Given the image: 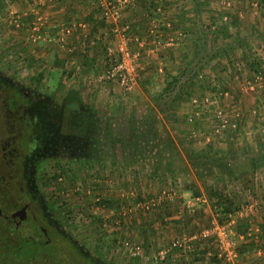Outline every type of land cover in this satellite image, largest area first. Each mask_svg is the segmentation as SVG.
I'll list each match as a JSON object with an SVG mask.
<instances>
[{
	"label": "rangeland",
	"instance_id": "374dc122",
	"mask_svg": "<svg viewBox=\"0 0 264 264\" xmlns=\"http://www.w3.org/2000/svg\"><path fill=\"white\" fill-rule=\"evenodd\" d=\"M89 1L96 7L94 0ZM137 1L144 4L148 0ZM62 2L16 0L3 21L2 40L11 55L27 70L43 73L49 80H62L86 87L101 101L111 105L122 102L138 104L166 87L173 77L179 78L178 87L184 91L188 89L180 108L194 146L204 150L213 144V151L218 152L217 157L220 158L224 156L227 143L234 141L239 152L236 154L237 160L231 159L238 175L224 180L217 178L219 174L215 172L217 166L214 164L205 176H184L178 183L173 178H163L161 181L147 174L127 173L78 176L72 181L63 182L69 191V198L86 207L87 211L82 212L81 219L92 235L110 242L122 257L150 264L146 257L158 255L162 249L171 247L173 242L209 226L214 216L211 189L227 190L238 205L257 202L253 213L239 220L238 225L258 224L254 220L260 222L264 210V166L253 171L249 160L259 153V144L264 142V0H156L152 10L160 8L164 18L155 16V24L150 27L156 31L160 26L159 32L166 38L156 41L170 45L159 51L158 55H145L142 58L138 89L133 94L102 79L108 73L106 48L113 42L110 28L105 33V42L95 44L89 54L83 47L86 36L94 32L97 35L104 29L97 28L99 23L86 22L85 17L89 15H85V12H92L91 3L76 6L83 13L75 20L76 28L81 24L82 31L73 35L72 31L68 33L67 26L74 18L70 15L68 21L63 19ZM142 7L141 4L139 9ZM144 11L151 14L149 9ZM68 13H71L70 10ZM144 17L145 14H142L139 17L141 21L138 20L142 22L144 31L139 27L136 34L142 35L149 29L151 22L143 20ZM128 22L123 17V23ZM55 23L66 25L65 29L49 36ZM142 36L150 37L148 34ZM87 55L95 62L88 70L84 57ZM252 62H259L261 66L263 77L260 81H257L258 76L252 70ZM217 111H223L237 123L238 132L226 130L223 135H215L212 128ZM195 190L208 198L209 202L203 204L200 210L190 213L183 207L184 200L192 198ZM164 192L176 193V196L171 194L172 197L164 199L160 205L158 200ZM104 200L113 202V207L102 204ZM140 202H152L154 206L150 211H145L139 207ZM177 216H183L185 223L193 224V228H177L180 222ZM239 226H236V230ZM195 248L185 253L176 251L178 254L171 255L169 263H166L210 264L204 257L193 255ZM260 252L264 254V249L261 248ZM182 253L187 259L181 258ZM256 253L253 250L249 255ZM246 256V251L240 254L245 264H260L254 257L248 256L247 259Z\"/></svg>",
	"mask_w": 264,
	"mask_h": 264
},
{
	"label": "flooded vegetation",
	"instance_id": "af4514ba",
	"mask_svg": "<svg viewBox=\"0 0 264 264\" xmlns=\"http://www.w3.org/2000/svg\"><path fill=\"white\" fill-rule=\"evenodd\" d=\"M15 1L0 0V105L11 134L3 144L0 235L39 244L36 250L61 243L72 264H141L92 235L81 219L86 207L69 198L63 182L100 173L177 183L205 176L210 167L185 125L182 90L166 86L138 104L111 105L86 87L27 70L2 40ZM0 264L21 263L12 257Z\"/></svg>",
	"mask_w": 264,
	"mask_h": 264
},
{
	"label": "built area",
	"instance_id": "2783aa9c",
	"mask_svg": "<svg viewBox=\"0 0 264 264\" xmlns=\"http://www.w3.org/2000/svg\"><path fill=\"white\" fill-rule=\"evenodd\" d=\"M125 3L126 0H97V6L102 10V19L111 24L110 35L113 37L112 44H109L106 48L107 58L105 62L108 66V73L102 79L119 85L128 94H133L138 89V72L141 68L142 58L145 55L148 57L158 55L159 51L170 45V43L156 41L155 30L149 34V38L133 33L132 26L123 23L122 6ZM152 40H155V42H152ZM261 75H257V81L262 79L263 76ZM213 119L212 131L215 135H223L226 130L237 132L239 130L238 124L229 119L223 111H217ZM171 194L176 196V193L170 192L166 194L164 192L166 196H161L158 200L159 204L161 205L164 199L172 197ZM208 202L209 199L202 196L192 197L184 200L183 207L193 213L198 209L200 210L201 206ZM212 204L214 216L209 226L189 237L173 242L171 247L162 249L158 255L146 257L150 264L166 263L171 255L175 256L178 254L176 252L178 250L190 252L195 246L197 248L203 245L207 248L203 257L210 264H214L212 263L213 259L219 262L222 261L223 264H245L239 254L240 244L246 241L247 237H252L253 233L254 235L259 233L260 229L259 227L250 228L247 234H239L236 226H238L239 220L245 219L249 216V213H253L258 203L242 206L234 213H228L225 218L217 211L218 206L214 203ZM138 205L145 211H150L154 206L152 202H140ZM223 219L224 221L221 222ZM139 250L140 248L137 249V251Z\"/></svg>",
	"mask_w": 264,
	"mask_h": 264
},
{
	"label": "trees",
	"instance_id": "16d2710c",
	"mask_svg": "<svg viewBox=\"0 0 264 264\" xmlns=\"http://www.w3.org/2000/svg\"><path fill=\"white\" fill-rule=\"evenodd\" d=\"M94 1L97 4V0H94ZM98 11L100 12V17H101V14H102L101 11L102 10L100 7L98 8ZM101 19H102V17H101ZM85 20H86V22L90 21L92 24H96L98 22L96 18H94V20H92V18H88ZM103 22H105V21L103 20ZM110 26H111V24H110ZM51 35H53V33L52 34L50 33L49 36H51ZM88 40H89V38H88ZM88 40H86L87 41L86 42L87 48L85 49L87 51L86 52L87 54H89L91 52V50L94 49V43L91 44V42ZM95 43H97V42H95ZM225 54H226V51H225ZM84 57L87 60L85 67H86V70H88L90 67L93 66V63H95V62L91 58H88V55L84 56ZM251 67H252V70H254V73L256 74V76L259 74H263V72L261 71L262 69H261L259 62H252ZM41 75H43V73H41ZM178 82H179V78L173 77L172 81L168 82L167 86H168V88L175 87L178 84ZM209 88H210V86L208 87V89ZM190 90H191V88H189V91ZM180 93H181L180 98L185 97V95H187V93H188V89H186L185 91L182 90ZM201 152L202 153H200V157L204 161L203 163L206 165V167L211 168L214 164H216L217 169L215 172H217L219 174L217 178L224 180L226 177H236V175H238L236 173L235 169H233V165L231 163V161H232L231 159H233V161L237 160L236 154H239L234 141L227 143L226 151L223 152L224 153L223 157H220V158L217 157L219 154H218V152L213 151V144H209L207 146V149H204ZM249 161H250V168L253 171H257L259 168L261 169L264 166V142H262V141L260 142L259 153L252 155L251 159ZM225 165H226V167H225ZM223 167H225V169H223ZM210 191H211V193H210L211 199L210 200L212 201V203H214L218 206L217 211L220 212L224 218L228 213H231V212L234 213L236 210H239L242 207L241 204L238 205L237 201L233 200L234 198L232 197L231 194H228L229 192L227 190H224V191L220 190L219 191V189H217V190L211 189ZM199 196H201V194L197 190L193 191L192 197H199ZM102 204H106V207L108 206L109 208H111V207H113L114 203L113 202L110 203L107 200H104L102 202ZM263 214H264V210H263ZM223 221H224V219L221 220V222H223ZM237 231L239 234H247V232L250 231L249 224H246V223L240 224ZM261 237H262L261 236V229H260L259 233L252 235L251 238L247 237V240L240 244L239 254H243V252H245L247 250H250V251L256 250L258 247L254 243H257L256 240H259V242H260ZM250 239H255V241H250ZM242 245H244V246H242ZM206 251H207V248H205L203 246L201 248V252H200L201 255L205 256ZM257 262H259L260 264H264V257L263 256L260 257V259L257 260ZM212 263L223 264L222 261L219 262L216 259H213Z\"/></svg>",
	"mask_w": 264,
	"mask_h": 264
},
{
	"label": "crops",
	"instance_id": "0c3cea01",
	"mask_svg": "<svg viewBox=\"0 0 264 264\" xmlns=\"http://www.w3.org/2000/svg\"><path fill=\"white\" fill-rule=\"evenodd\" d=\"M60 1H63L62 3H60V4H62L63 5V9H61V13H64L63 14V19H66L65 21H68L67 19H71V18H74L73 20H72V22H71V25H69L68 24V26H67V29H68V33H71V31L72 32H74L73 33V35H76L77 33H78V31L80 30V31H82V29L80 28L81 27V24H80V27H78V28H76V24H75V20H76V18H77V20L83 15V13L82 12H80L79 11V9L76 7V6H78V5H80V3H83V4H88L89 5V3H91L90 4V6H92V12H88V13H86L85 12V15H89V16H86L85 18L86 19H88V18H92V20H94V18H96L97 19V23L96 24H98L99 23V25L97 26V28L98 29H101V28H103L104 27V29H102V30H100L98 33H97V35H94V33H92V35L90 36H86V38L87 39H85V40H88V38H89V40L88 41H90L91 43L93 42L94 43V45L96 44H103L105 41H104V36H105V33L108 31V29L110 28L111 29V26H110V24L107 26V22L105 23V22H103V20L101 19V17H100V12L98 11V6L96 5V7H95V5L93 4V2L92 1H89V0H60ZM154 0H148V1H146V2H144V4L143 3H141L142 5H143V7L142 8H140L139 9V7H141V4L137 1V0H126V3L122 6V10H123V16L125 17V20H127V21H129L128 23L132 26V30H133V33H137V31L139 30V27L141 28V30H143L144 31V26L142 27L141 26V23L138 21V20H140L141 21V19L139 18L140 16H142V14H145V17H144V19L143 20H147L149 23H150V25L148 26L149 27V29H146L145 30V33H143L144 35L145 34H151L152 33V31L154 30V29H152L150 26H154V24H155V21H154V18H156L155 16H157V15H159V17H161V18H164L163 17V13H161V9L159 8L158 10L156 9L155 11L154 10H152V7L154 6V3L156 2V0L153 2ZM71 8V9H70ZM146 9V11L149 9L150 11H149V13H151V14H148V12H145L144 10ZM70 10V12L71 13H68V11ZM58 12V11H57ZM70 15H71V18H70ZM77 16V17H76ZM59 19H57V21H58ZM142 20V21H143ZM60 21V20H59ZM88 22H90V21H88ZM103 22V23H102ZM74 23V24H73ZM92 24V23H91ZM95 24V25H96ZM72 25H73V28H72ZM64 26H66V25H64ZM64 26L62 25H59V23H55V25H54V31H53V34L55 35H57V34H59L60 33V31H61V29H65L64 28ZM75 26V27H74ZM90 26V25H89ZM84 27V26H83ZM161 27H163V26H161ZM164 28H165V26H164ZM162 29V28H161ZM140 30V31H141ZM160 26L158 27V30H156V39L157 40H159V39H161L162 37H164L163 36V33L161 34L160 32ZM164 32H165V30H164ZM166 32H167V30H166ZM135 33V34H136ZM158 33V34H157ZM79 34V33H78ZM142 34V35H143ZM147 36V35H146ZM164 38H166V36L164 37ZM83 42V41H82ZM87 42V41H86ZM86 42L84 43V45H83V47L86 49L87 48V44H86ZM95 42H97V43H95ZM97 50H98V48H97ZM92 51V50H91ZM87 52V51H86ZM89 58H91V57H89ZM149 59V58H148ZM93 61H94V59H92ZM262 203H263V205H264V200L262 201ZM179 218V216H177V219ZM180 220V222H178V224H177V228H185V227H187V229L188 228H190V229H192L193 228V224H188L187 223V221H186V223H185V221H184V219H183V216L182 217H180L179 218ZM182 219V220H181ZM260 222H259V220H254V221H257L258 222V224H252V223H248L249 224V227L250 228H258L259 227V229H261V238H260V242H258L257 241V249L256 250H254L255 252H258V253H256V255L254 254L253 256H250L249 255V253H251L252 251H250V250H247L246 251V253H247V255L249 256V257H254L256 260H259L260 259V257H264V254H263V252H260V248H263L264 249V214H263V212H262V214L260 215ZM182 221V222H181ZM261 227V228H260ZM150 232H151V229H150ZM148 235H149V233H148ZM150 236V235H149ZM152 238V237H151ZM245 242V241H244ZM204 246V245H203ZM203 246H199V247H197L196 249H195V251H194V256L195 257H197V256H202L201 255V248L203 247ZM205 247V246H204ZM259 250V251H258ZM183 251V250H182ZM184 253H185V251H184ZM197 255V256H196ZM248 256H246V258L248 259ZM203 257V256H202ZM181 258L184 260V259H187V256L185 255V254H183L182 253V256H181ZM180 258V259H181ZM250 259H252V258H250ZM253 260V259H252ZM168 263H169V261H167ZM251 262H254V261H251ZM165 264H167V263H165Z\"/></svg>",
	"mask_w": 264,
	"mask_h": 264
},
{
	"label": "water",
	"instance_id": "95a60500",
	"mask_svg": "<svg viewBox=\"0 0 264 264\" xmlns=\"http://www.w3.org/2000/svg\"><path fill=\"white\" fill-rule=\"evenodd\" d=\"M10 135L5 125V116L0 105V172L4 170L5 162L3 144L6 145ZM5 208L9 211L7 206ZM9 220L11 221L12 218H9ZM6 237L7 235L4 233L0 235V238H2L0 239V258L2 259L7 260L13 257V259L21 264H72L73 262L61 243H52L51 246L46 244L45 246H48V249L41 247V250H36L39 248L36 245L39 244H36L35 249H33V245L30 242L28 243V241H21V243L15 244L11 240L8 241L9 236L8 240Z\"/></svg>",
	"mask_w": 264,
	"mask_h": 264
}]
</instances>
